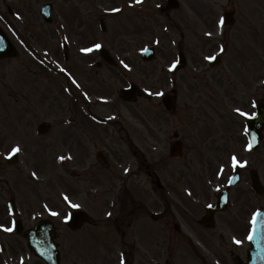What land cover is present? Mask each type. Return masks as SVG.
Masks as SVG:
<instances>
[{"label":"rangeland","instance_id":"obj_1","mask_svg":"<svg viewBox=\"0 0 264 264\" xmlns=\"http://www.w3.org/2000/svg\"><path fill=\"white\" fill-rule=\"evenodd\" d=\"M47 2L53 4L51 22L43 19L41 13L42 5ZM179 2L188 9L191 7L196 18L186 20L184 9L178 7L174 9L170 20L164 21L162 18L165 17V12L156 9L157 1L152 3L147 1L145 4L147 7L135 11L138 7L132 8V5L127 4L123 6L125 0H0V26L16 45L21 42L27 44L25 50L17 45L19 55L4 61L0 68V107L7 104L10 106V111L5 110L7 108H0V147L3 149L7 145L5 149H8L13 141H20V145L26 149L23 158L26 160L25 168L28 169L27 166H30L29 171L32 168L36 175L42 178L44 176L48 180L46 183L52 182L53 185L51 184V189L48 190V184L41 187L29 175L19 176L22 173L20 170L22 166H18V162L11 165L0 159V175L7 176L8 174L4 172L12 171L17 182L18 179L24 182L23 178H26L29 188L24 189V192L28 190L31 192V206L40 212L41 205L38 203L43 200L44 193L51 192L54 195L55 187L62 181L65 182V190L70 196L78 197L82 189L79 186L81 180L98 182L102 192L97 196L93 209L98 216L97 229H92L90 225L77 229L67 225L59 227L61 264L118 263L113 254L116 245L120 243V235L115 231V224L111 218L102 220L101 214L103 215L106 210V207L104 208L106 194L115 190L110 186H113L111 184L116 178L125 176V173L121 172V168L124 169L125 166L129 165L131 172L135 171L130 179L133 182L130 186L134 190H130L136 192L135 187L138 184L143 185L146 192L148 187H145L144 183L149 185L152 180L137 168L134 156L136 152L140 154L148 149L149 158L153 159L156 155H153L149 148L159 143L162 177L165 183L179 186L175 188L174 193L187 197L182 187L192 183V180L188 182L189 175L191 179L196 178L192 165L195 169H200L198 161L203 162L209 157L217 166L220 163L217 160L228 158L226 154H230L231 146L238 150L241 140L243 144L244 138L241 133L243 119L238 116L241 112H237L236 109L248 108L250 103L261 98L264 100V0H179ZM113 8L120 11H111ZM222 8L233 12L235 18L234 23L227 28L220 24L224 13ZM101 19L104 20L105 30L100 29ZM164 26L169 29L167 34L162 32L165 31ZM155 29L158 30L157 34L162 36L163 43L157 49L155 58L150 61L144 62L138 56L132 59L128 56L123 58L121 65L118 62V67L121 66L119 70L105 64V61H102L100 68L92 70L94 67L91 68L89 64L95 60L91 54H98L99 49L92 52L82 51L93 44H100L115 55L134 53L143 43H153ZM206 31L215 38V43L205 38ZM45 37L50 43L43 39ZM49 37L54 40H50ZM176 38L186 53L187 63L172 74V70L166 68V65H171L176 58L177 49L174 43H171ZM64 39L70 44L69 57L66 61L63 59L61 48ZM221 47L224 51H221ZM48 52L53 54L50 60L43 56ZM87 53L90 54L86 55ZM216 55L222 56V62L213 65L211 69L207 68L204 56L209 58ZM34 57L42 58L38 60ZM125 64L129 67L126 68ZM35 69L38 71L36 74L32 72ZM50 69H53V75L48 73ZM195 69L210 70L198 74ZM62 70L78 77L89 93L115 97V103L99 107L105 110L100 112L102 115L114 112L115 105L117 110L127 113L125 119L129 134L122 132L124 136L122 137L117 133V130H123L119 125L96 126L83 116L75 101L62 91L59 84H55L59 83L61 79L59 74ZM172 78L177 79L174 88L175 116L164 110L161 104L162 99L173 89ZM64 82L66 83V80ZM132 82L143 88L142 94L137 95L134 101L124 102L119 91L123 85ZM4 84L20 90L22 93L20 102L15 101L14 90L6 88ZM33 87L35 94L32 93ZM216 88L218 91H215ZM27 94L33 96L34 100L29 101ZM66 107L69 109L68 117L72 113L75 121L63 127L65 125L62 126L60 120ZM92 107L96 109L97 104ZM46 111L47 115L52 112L53 118H57L47 144L44 137L35 138L32 132V126H37L39 120L44 119ZM25 120L28 123H25ZM82 130L96 137L98 148L113 151L120 162L127 158L130 161L124 165V160L122 163L124 166L121 168L109 162H95L94 168L88 170L89 174L84 177L73 174L79 172L82 166V149H79L83 143V136L80 134ZM175 131L179 132L185 145L183 155L177 159L170 155V145ZM210 133H214L217 140H207ZM223 134L228 138L220 139ZM91 138L94 140V137ZM262 145L256 154L257 158L254 159L256 166L264 171V143ZM84 146L82 148L88 151ZM208 146L215 147L213 153L209 151ZM190 148L193 152H190ZM123 152L127 156L121 159L119 157ZM61 156L64 157L63 160L60 159ZM245 157H251L253 160L252 155ZM1 167L6 170L3 172ZM183 180L187 184H184ZM148 194L151 195L149 192ZM102 200L103 204L99 206ZM52 201V207L61 209L62 212L58 213L64 218L67 212L60 200ZM148 218L149 232L142 237L144 249H146L144 244L151 245L150 240L157 239L154 232L157 226L154 220L149 216ZM35 221L36 218H31L30 224ZM159 232L162 234L160 228ZM171 236L172 238L164 235L158 237L165 242L166 252L175 254L177 251V259L181 260V262L176 260L178 264H209L207 259L200 256L197 258L190 251V242L184 241V236H179L173 231ZM12 237L15 238L16 235ZM127 240L129 242L131 237L128 236ZM148 241L150 243H147ZM161 244L163 245L162 242ZM168 245L173 247V252L171 248L170 251L167 250ZM20 251L23 252V249ZM148 255L151 257V254ZM172 257L174 260V256ZM24 258L27 257H21V261ZM189 258L191 262L188 261ZM36 262L40 264L39 261ZM15 263L17 261L12 260V264Z\"/></svg>","mask_w":264,"mask_h":264},{"label":"flooded vegetation","instance_id":"obj_2","mask_svg":"<svg viewBox=\"0 0 264 264\" xmlns=\"http://www.w3.org/2000/svg\"><path fill=\"white\" fill-rule=\"evenodd\" d=\"M207 40L212 42V39L209 37ZM98 63L100 64L101 62L98 61ZM251 104L252 103H250V106L248 107L250 109ZM248 108L243 109L249 110ZM252 113L253 112L250 114ZM246 118V116L242 118L243 123L241 133L244 141L242 144L241 140L238 150L231 146L229 149L230 154H226L228 158L221 159L220 161L217 160V162H220L217 166L216 163L213 164L209 157L203 162L197 160L200 163V169H195V166L192 165L196 178L191 179L189 175L192 183L189 180L188 197L171 196L176 187L173 184L167 185L165 183L166 181L162 177L163 167L161 166L159 154L153 159L149 158V151H146V154H141L138 169L147 177L151 178L152 183H156V181L160 182L158 183V187L154 185L152 186L154 194L153 198H150V200L148 196V188L145 190L146 192H144L143 185L140 186L138 184L135 187L137 190L136 192L130 191L131 196L125 198L116 197L119 200L123 199V202L118 203L122 205V207H115L112 221L115 224V231L119 233L122 241L126 244L123 247L124 251L129 244L135 252H139L137 242H142V237L149 232L147 224L149 220L148 216H150V218L154 220V224L157 226L155 229L157 236L164 235L170 236V238H172V231L174 233H183L186 235V232H182L177 221L182 223L181 220H183L186 223H189V221L192 220L199 223L204 229L203 236L195 228H192L191 231L203 239V244L206 246L207 251L206 253L201 252L199 247H194L193 250L197 258L200 256L202 259H207L209 264H230L229 258L232 260V257L234 256H239L242 260L247 259L248 249L250 248L247 234L251 231L253 223L258 221V216H260L261 212L264 210V198L258 191L252 188L251 171L256 169L258 173H260L259 175H261V179L263 175L260 172L261 167L256 166V160L254 159L256 154L259 153L260 148L255 151L248 147L250 141L248 137L249 134H247L245 128ZM262 130L264 143V128ZM238 135L242 139L239 131ZM219 138L226 139L228 137L223 134ZM207 140H217V136L214 133H210ZM206 143H208V141H206ZM83 146L87 147L88 151H85V149L82 148ZM208 147L209 151L213 153L215 147ZM79 149H82V166H80L81 170L78 175L84 177L94 168L95 162L97 161L92 154L90 156L89 147L85 141L80 144ZM190 152H193L192 148H190ZM234 154H237L236 158L240 163L247 161L248 164L245 163V167L240 171V178L238 181L230 184V180L236 172V167L240 164L233 162L232 156ZM245 155H252L253 160L251 157L246 158ZM123 157L125 156L122 154L119 158L123 159ZM114 159H116L114 152L110 151L108 154H105L104 162H109L112 165L114 164ZM192 162L194 163L195 161L192 160ZM132 176L133 175H130L128 178L125 177L124 180H121V177H119L113 183L118 184L120 189H133L130 186L133 184V182L130 181ZM161 179L163 183L161 182ZM4 184L6 187H3V185L0 184V225H4L3 228H0V264H12V260L17 261L15 264L27 263L24 261L19 263V257H22V255L29 257L33 254L29 248L28 240L24 237L23 233L26 230H31L37 224V221L30 224L31 219L28 217H30L32 206L27 202L26 198H21L22 200L20 199L21 202L18 206L19 212L17 215L19 220L17 221H20L18 226L22 229V232L19 233L14 230L13 233L10 234L6 230L8 224L12 226L15 216L9 207V198L4 194H6L5 192L13 194L15 193V190L9 185L8 181ZM79 186L82 188L79 192L81 195L79 198L82 200L81 208L87 210L92 216L96 215L94 212L95 210L93 211V209L98 199L96 196V188L99 187L98 182L81 180ZM144 186L148 187L146 183H144ZM17 188L18 187H16V189ZM224 193H226V206L222 207L223 209H215L220 196ZM202 203H205V206L209 207L208 209L204 207L205 213L199 216V213L196 211V208L194 209V206L202 205ZM176 209L179 210V213L176 212ZM152 210H155L156 212H153ZM150 211L152 212L149 214ZM177 216H179L181 220L177 219ZM84 225L97 227V217L94 218L91 224H87V222L78 224L80 227ZM259 225L260 222L258 221L256 227ZM159 228L161 229L162 234L159 232ZM15 235V238L12 237ZM128 236L131 237L129 242L127 241ZM237 241L240 242L237 243ZM147 243L150 242L148 241ZM22 245H24V247H22ZM144 245L146 246V249L142 248L143 250L140 253L146 250L144 253L146 254L151 250L154 257L160 256V261L162 260V257L165 258V264H177L175 260L176 255L172 254L174 260H172V256L169 253V255L165 256V252L162 249L163 246L160 245L158 241H156L155 245ZM141 247H143V243ZM20 249H23V252H21ZM131 250L129 253L133 252V250ZM7 254L8 256H5ZM130 257L132 258V256ZM36 261L32 259L31 262L32 264H39ZM188 261L191 262V259L189 258ZM42 264L44 263L42 262Z\"/></svg>","mask_w":264,"mask_h":264},{"label":"snow or ice","instance_id":"obj_3","mask_svg":"<svg viewBox=\"0 0 264 264\" xmlns=\"http://www.w3.org/2000/svg\"><path fill=\"white\" fill-rule=\"evenodd\" d=\"M134 2H135V3H141L142 0H134ZM111 11L119 12L120 9H118V8H113V9H111ZM220 24H221V25L224 24V19H223V18L220 19ZM208 35H211V33H209ZM99 48H101V45H100V44H93L92 47L84 48V49H82V51H84V52H92L94 49H99ZM141 50H142V51H147L146 48L141 49ZM221 51H224V48H223V47H221ZM209 59H214V57H209ZM121 63H123V61H122ZM124 66H125L126 68L129 67V65H127V64H125ZM171 67L174 69V68L176 67V63H173V64L171 65ZM155 94H156V95H160V93H155ZM236 111H237V112H241L242 110L239 109V108H237ZM243 114H244L245 116H248V115H249V113H247V112H244ZM248 147L251 148V145H248ZM20 151H21L20 146H19V145H16V146H14V147L12 148L11 152L8 153V155L11 156V155H14V154H16V153H18V152H20ZM60 159L63 160L64 157L61 156ZM232 160H233L234 163H237V164L240 163V161H239V160L236 158V156H234V155L232 156ZM126 171H128V169H126ZM32 175L35 176L36 173L33 172ZM64 199H65V200L71 205V207L74 208V209H75V208H79V207H81V205L73 203V202L69 199V197H68L67 195L64 196ZM53 215H59V213H53ZM108 215H111V213H108ZM68 218H69L68 216H65V217H64L65 220H67ZM3 227H4V225H0V228H3ZM7 231H12V229H11V228H8ZM248 238H249L250 240L253 239V235L250 234ZM239 242H240V241H237V243H239ZM122 264H123V261H122Z\"/></svg>","mask_w":264,"mask_h":264},{"label":"water","instance_id":"obj_4","mask_svg":"<svg viewBox=\"0 0 264 264\" xmlns=\"http://www.w3.org/2000/svg\"><path fill=\"white\" fill-rule=\"evenodd\" d=\"M0 46H2V47H0V56H4L5 54L10 53V47L7 44L6 40H5V45L3 44V42L0 41ZM260 124L261 125L264 124V113L263 112L261 113V116H260ZM48 261L50 264H58L57 250L55 251V249H54L52 255L50 257L48 256Z\"/></svg>","mask_w":264,"mask_h":264}]
</instances>
